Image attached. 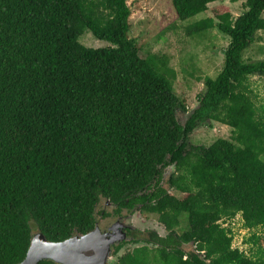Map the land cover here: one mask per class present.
I'll return each instance as SVG.
<instances>
[{"label":"trees","instance_id":"obj_1","mask_svg":"<svg viewBox=\"0 0 264 264\" xmlns=\"http://www.w3.org/2000/svg\"><path fill=\"white\" fill-rule=\"evenodd\" d=\"M212 1L172 3L188 19ZM231 1L239 14L223 3L186 27L230 36L188 111L167 59L141 55L127 0H0V264L24 259L36 231L61 240L124 209L155 214L165 230L130 228L111 264H264L263 236L242 238L246 249L232 225L240 213L248 230L264 229V106L250 83L264 58L244 56L264 30V0ZM85 30L113 44L87 45ZM209 121L231 136L192 141Z\"/></svg>","mask_w":264,"mask_h":264},{"label":"rangeland","instance_id":"obj_2","mask_svg":"<svg viewBox=\"0 0 264 264\" xmlns=\"http://www.w3.org/2000/svg\"><path fill=\"white\" fill-rule=\"evenodd\" d=\"M131 8V35L134 36L141 46L140 53L147 56L154 52L167 59L168 64L175 71L174 88L179 96L185 101L188 111L197 104V94L204 89V76H215L224 64V50L230 36L213 26L193 34H189L186 27L197 19L215 15L221 11L223 3L228 4L234 15L243 10L241 1L216 0L209 3L206 12H200L188 19H181L173 6L172 0H127ZM256 40L245 50L247 59L264 58V30L256 33ZM80 40L87 45L103 46L113 44L109 40L99 39L85 30ZM252 93L258 106V112H263L264 106V75L254 74L250 77ZM188 112L181 111L180 118H184ZM232 128L222 122L209 121L198 126L191 134V140L197 143L209 144L219 136L230 137ZM173 167H168L169 172ZM179 193V192H177ZM104 203V202H102ZM104 206H101V208ZM123 216L127 225H134L135 229H157L164 232V224L158 221L155 214L142 213L135 210L132 213L127 209L122 215L108 214L103 216L98 213L99 224L108 226L116 218ZM233 228L237 231L234 238L235 245L245 246L248 243L242 238L256 231L264 238L262 227L248 228L242 225L240 213L232 219ZM132 242L127 243L121 252L131 248ZM251 252V250L249 249Z\"/></svg>","mask_w":264,"mask_h":264},{"label":"water","instance_id":"obj_3","mask_svg":"<svg viewBox=\"0 0 264 264\" xmlns=\"http://www.w3.org/2000/svg\"><path fill=\"white\" fill-rule=\"evenodd\" d=\"M123 216L104 231L99 224L94 229L74 234L61 240H51L42 231L32 234L26 256L16 264H37L48 258L62 264H111L114 258L112 245L127 237ZM135 228L134 225H127Z\"/></svg>","mask_w":264,"mask_h":264},{"label":"flooded vegetation","instance_id":"obj_4","mask_svg":"<svg viewBox=\"0 0 264 264\" xmlns=\"http://www.w3.org/2000/svg\"><path fill=\"white\" fill-rule=\"evenodd\" d=\"M111 205V204H110ZM107 209V208H106ZM127 212H129V211H127ZM129 213H132V212H129ZM102 215H104V214H102ZM122 215V214H121ZM121 217V216H120ZM119 218V217H118ZM118 218H116L114 221H116ZM114 221H112L108 226H106V227H102L99 223V226L104 230V231H109V230H111V224H113V222ZM134 231H141V232H144V234L145 235H148V236H152V235H156L157 233H159L160 234V232L157 230V229H146V230H142V229H140V228H132ZM124 230L126 231V234H127V237L128 236H130L131 234V232L133 231V230H131L130 229V227L129 226H125L124 225ZM131 237V236H130ZM121 240H128V238H124V239H121ZM129 242H131V240H129L127 243H129ZM118 243V242H117ZM133 244H136V243H134V242H132ZM113 247V246H112ZM123 248V247H122Z\"/></svg>","mask_w":264,"mask_h":264}]
</instances>
